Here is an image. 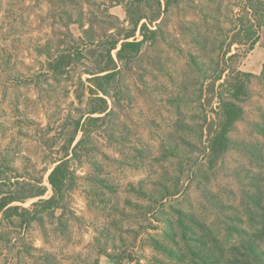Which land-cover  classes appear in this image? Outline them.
Instances as JSON below:
<instances>
[{
  "label": "rangeland",
  "instance_id": "1",
  "mask_svg": "<svg viewBox=\"0 0 264 264\" xmlns=\"http://www.w3.org/2000/svg\"><path fill=\"white\" fill-rule=\"evenodd\" d=\"M142 14L155 39L128 66L115 58L120 43L112 51L122 67L119 99L109 102L111 116L87 126L64 207L36 209L37 221L35 212L21 219L2 210L0 264H174L153 241L163 242L176 210L218 231L237 209L250 160L238 150L211 154L209 145L223 81L212 79L239 71L254 78L231 137L264 148L252 127H264V6L253 13L245 0H0V198L25 197L27 183H41L45 195L7 208L31 210L52 196L50 170L89 117L86 73ZM142 23L129 41L142 40ZM61 54L70 58L56 75L47 59Z\"/></svg>",
  "mask_w": 264,
  "mask_h": 264
},
{
  "label": "trees",
  "instance_id": "2",
  "mask_svg": "<svg viewBox=\"0 0 264 264\" xmlns=\"http://www.w3.org/2000/svg\"><path fill=\"white\" fill-rule=\"evenodd\" d=\"M165 1L168 7L170 0ZM245 3L253 13H257L259 7L264 6V2L259 0H245ZM130 6L132 5L129 4L126 7V14L129 18L132 15ZM143 20L146 23H142L139 28L142 40L129 41L135 37L136 30ZM129 21L132 31L124 39H114L108 44L104 49L106 56L101 61L104 63L102 65L100 63L98 69L86 73L90 77L87 79L90 96L87 113L89 117L82 128L80 121L76 122L72 135L66 143L67 149L50 170L47 181L52 196L33 203L31 205L33 211L19 207L7 208L12 202L23 203L45 195L46 190L41 183H27L25 187L29 188L30 193L25 197L15 196L13 193L0 198V212L6 208L5 216H17L23 219L24 215L35 212L33 221H37L39 217H37L36 209L41 208L46 212L64 207L72 180L69 165L77 155V150L89 136L87 126L111 116L113 112L109 111V102L112 101L115 104L119 99L117 94L121 91L119 76L122 73V67L118 66L112 57V51L117 50L120 43L115 58L118 62H124L128 66L129 62L140 53L146 40L155 39L157 30H149L145 15H139ZM151 22H156V20ZM254 23L256 24L255 21ZM255 27L257 28L258 24ZM146 34H149L151 38ZM255 43L256 40L251 41L250 46H254ZM69 58L70 55L64 54L53 59L49 56L47 67L56 75H62ZM223 73L224 71L214 79L209 77L216 82L223 80L220 91L217 93L219 110L217 128L210 140L209 150L211 154L221 155L231 150H238L249 158L252 167L245 168V175L241 181V186L244 188L240 189L237 209L228 212V215L218 225V231H215L212 225L201 221L196 214L182 210L175 211V220L164 222L163 242L153 241V243L155 249L174 261V264H264V148L258 141H237L231 137L236 124L244 119V110L241 105L249 97L250 84L254 75L233 71L230 75L222 77ZM260 78L264 85V67ZM81 84L83 85V82L80 80L79 85ZM82 96L75 93V99L78 102H82ZM95 115L97 117H93ZM252 127L264 140V127L257 123L252 124ZM79 132H81V138L75 143ZM69 150L72 151L71 154ZM209 202L218 206V203L216 204L210 198ZM231 208L235 209L233 206L228 207L230 210Z\"/></svg>",
  "mask_w": 264,
  "mask_h": 264
}]
</instances>
